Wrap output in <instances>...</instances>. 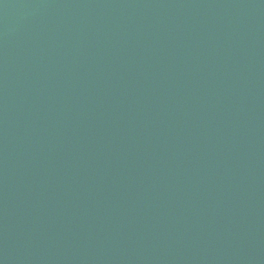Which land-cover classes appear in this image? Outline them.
I'll return each mask as SVG.
<instances>
[{"label":"water","instance_id":"1","mask_svg":"<svg viewBox=\"0 0 264 264\" xmlns=\"http://www.w3.org/2000/svg\"><path fill=\"white\" fill-rule=\"evenodd\" d=\"M0 264H264V0H0Z\"/></svg>","mask_w":264,"mask_h":264}]
</instances>
